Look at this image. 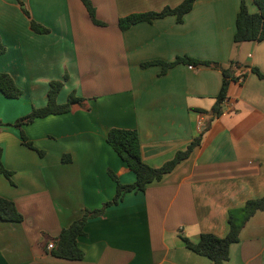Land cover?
Wrapping results in <instances>:
<instances>
[{
	"label": "crops",
	"instance_id": "crops-1",
	"mask_svg": "<svg viewBox=\"0 0 264 264\" xmlns=\"http://www.w3.org/2000/svg\"><path fill=\"white\" fill-rule=\"evenodd\" d=\"M182 0H90L94 24L81 0H0V73L21 89L0 91V196L24 219L0 220V264H210L181 237L224 236L228 211L264 194V39L234 43L240 0H195L178 23L174 15L124 30L119 17L174 7ZM256 12L253 0H244ZM49 29L37 33L29 17ZM177 57L228 66L231 80L221 113H211L222 73ZM242 75V80H239ZM62 81L56 102L73 93L86 107L23 124L35 149L12 123L47 101L49 82ZM135 129L144 163L159 167L200 135L189 155L143 191L87 219L77 237L80 260L51 255L47 244L84 210H95L135 174L106 142L110 128ZM223 264H264V210L246 222Z\"/></svg>",
	"mask_w": 264,
	"mask_h": 264
},
{
	"label": "trees",
	"instance_id": "trees-1",
	"mask_svg": "<svg viewBox=\"0 0 264 264\" xmlns=\"http://www.w3.org/2000/svg\"><path fill=\"white\" fill-rule=\"evenodd\" d=\"M86 8L91 21L96 25H104V22L96 18L95 9L90 0H81ZM195 0H182L174 7L164 6L158 11H144L130 13L126 16L119 17L117 21L118 28L124 30L137 22H151L152 20L167 15H174L176 21L180 23L183 15L186 14L192 7ZM257 7L256 12H249L244 0H240L239 10L236 14L235 32L233 35L234 43L243 41H261L264 39V0H253ZM22 11L29 17V27L37 33H47L49 29L37 23L30 18V13L26 8ZM186 62L190 64H203L218 68L222 73V81L219 92L215 98V103L211 108V113L215 116L221 113V104L226 99V90L229 81L237 80L234 75V68L239 65L230 61L228 66H223L220 63L206 60H199L188 57H177L173 62L165 63L153 61L144 63L149 65L154 63L161 64L162 71L175 63ZM251 71L259 77H263L264 73L260 72L256 67H251ZM62 81L52 80L49 82L47 91V101L42 107H34L28 113L18 117L12 125L19 129L22 143L28 148L35 149L32 142L24 135L21 130L23 124H28L36 118H42L50 114H61L71 111L74 106L86 107L84 98L75 96L70 93L64 103H57L56 97ZM0 91L6 97H18L21 94V89L13 82L12 78L7 73H0ZM2 123L0 122V125ZM200 135L195 137L184 150L177 151L174 156L163 163L159 167H151L144 163L140 156V142L135 129L112 127L106 135V142L115 151L118 157L126 164L127 168L135 174V180L131 183H120L116 176L109 172L112 179L116 183L115 193L110 201H106L102 206L95 210H84L83 213L74 219L68 226L62 227L59 233L52 238L51 247L48 248L52 256L67 260H80L84 256V251L78 246L76 239L84 234V225L87 219L100 215L103 209L115 204L126 192L143 191L145 187L152 181L159 180L165 173L171 171L174 166L186 158L192 149L198 145ZM0 173H2L12 184V171L6 169L1 163L0 150ZM259 210H264V194L257 198L248 199L240 207L230 209L228 211V231L224 236H217L210 232L200 233L197 241H191L185 236L181 237L184 246L192 252L207 257L210 264H223L229 258L230 245L239 240V234L249 218ZM24 219L23 215L18 210L15 202L11 199L0 196V220L7 222H21Z\"/></svg>",
	"mask_w": 264,
	"mask_h": 264
},
{
	"label": "built area",
	"instance_id": "built-area-1",
	"mask_svg": "<svg viewBox=\"0 0 264 264\" xmlns=\"http://www.w3.org/2000/svg\"><path fill=\"white\" fill-rule=\"evenodd\" d=\"M243 78H242V75H239V80H242ZM51 247V243H48L47 244V248H50Z\"/></svg>",
	"mask_w": 264,
	"mask_h": 264
}]
</instances>
